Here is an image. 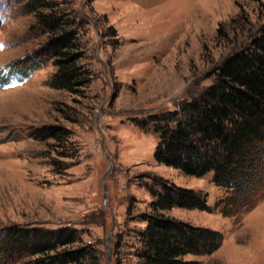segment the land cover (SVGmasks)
Segmentation results:
<instances>
[{
  "label": "rangeland",
  "instance_id": "obj_1",
  "mask_svg": "<svg viewBox=\"0 0 264 264\" xmlns=\"http://www.w3.org/2000/svg\"><path fill=\"white\" fill-rule=\"evenodd\" d=\"M26 1L0 0V70L9 73L0 77V232L71 227L101 264H144L140 216L151 212V190L163 179L206 195L211 209L174 208L165 217L221 234L214 253L185 260L264 264V177L247 200L224 204L230 194L214 173L159 164V137L135 122L175 111L212 85L216 69L264 27V0H56L84 19L92 79L79 95L51 87L53 62L35 61L48 34ZM36 63L12 83L11 68ZM45 126L66 129L70 148L36 138Z\"/></svg>",
  "mask_w": 264,
  "mask_h": 264
},
{
  "label": "trees",
  "instance_id": "obj_2",
  "mask_svg": "<svg viewBox=\"0 0 264 264\" xmlns=\"http://www.w3.org/2000/svg\"><path fill=\"white\" fill-rule=\"evenodd\" d=\"M26 2L25 10L36 16L38 26L48 34L35 61L45 56L53 62L51 87L81 94L92 79L80 43L84 19L56 0ZM38 68L36 63L29 70H11L24 80ZM2 76L1 80L7 77ZM214 77L212 85L182 101L177 110L135 122L159 137L155 155L159 164L195 177L214 173L215 184L230 194L224 204L242 202L258 190L264 177V27L247 47L230 55ZM35 134L70 148L71 135L62 127L45 126ZM156 180L151 212L140 216L146 227L139 235V258L144 264H199L185 258L214 253L221 234L164 213L174 208L210 211L206 195ZM0 259L5 264H101L97 250L71 227H9L0 232Z\"/></svg>",
  "mask_w": 264,
  "mask_h": 264
}]
</instances>
